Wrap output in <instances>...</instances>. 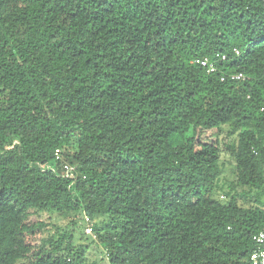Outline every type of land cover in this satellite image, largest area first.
<instances>
[{
    "label": "trees",
    "instance_id": "obj_1",
    "mask_svg": "<svg viewBox=\"0 0 264 264\" xmlns=\"http://www.w3.org/2000/svg\"><path fill=\"white\" fill-rule=\"evenodd\" d=\"M263 186L264 0H0V264H90L44 211L105 219L107 264H250Z\"/></svg>",
    "mask_w": 264,
    "mask_h": 264
},
{
    "label": "rangeland",
    "instance_id": "obj_2",
    "mask_svg": "<svg viewBox=\"0 0 264 264\" xmlns=\"http://www.w3.org/2000/svg\"><path fill=\"white\" fill-rule=\"evenodd\" d=\"M223 133L220 137V146L221 154L219 159V178L218 186L214 190L212 198L222 204L226 203L228 200V192L230 191L231 185L235 181V166L234 159L230 156L229 152L224 150V144H229L233 142L234 137H229L226 135L227 127L223 126ZM235 193L240 195L242 193H247L249 190L247 188H236L234 189ZM250 197H258L260 200L261 206L264 207V186L260 190L250 191ZM239 203L245 207L249 206V203H246L244 199L239 198ZM250 205H255L254 202H251ZM83 217L75 214H65L57 213L55 211H44L36 212L31 216V221L42 223L44 228L40 231L38 236L39 242L48 237L54 239L66 231L69 232L73 237V243L75 246H82L85 248V261L90 264H107L105 251L101 245L97 242L94 232L91 234H86V226L83 222ZM92 225H97L100 228L104 227L105 219L101 217H96L93 220H90ZM57 230H59L57 232Z\"/></svg>",
    "mask_w": 264,
    "mask_h": 264
},
{
    "label": "built area",
    "instance_id": "obj_3",
    "mask_svg": "<svg viewBox=\"0 0 264 264\" xmlns=\"http://www.w3.org/2000/svg\"><path fill=\"white\" fill-rule=\"evenodd\" d=\"M224 59H225V56H221V60H224ZM195 64L203 68L207 74L214 73L216 70L214 63L209 61L208 59L195 60ZM241 78L242 77L240 75H230L231 80H240ZM54 157H55V160L60 162L61 176L66 179L71 178L73 168L61 160V154H60L59 149L55 150ZM83 222L86 226V229H85L86 234L90 235L92 232L91 221L89 220L88 217L84 216ZM252 241L255 245V249L250 255V259H249L250 264H264V226L261 228V230L257 234L253 236Z\"/></svg>",
    "mask_w": 264,
    "mask_h": 264
}]
</instances>
